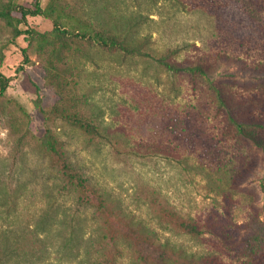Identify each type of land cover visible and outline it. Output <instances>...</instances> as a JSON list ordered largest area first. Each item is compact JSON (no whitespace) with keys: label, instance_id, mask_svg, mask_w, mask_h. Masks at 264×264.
Here are the masks:
<instances>
[{"label":"rangeland","instance_id":"rangeland-1","mask_svg":"<svg viewBox=\"0 0 264 264\" xmlns=\"http://www.w3.org/2000/svg\"><path fill=\"white\" fill-rule=\"evenodd\" d=\"M119 29L148 54L105 47ZM261 61L264 0H0V264H98L103 236L118 264H165L160 243L264 264V150L226 130L210 85L256 84ZM87 114L111 140L73 124ZM54 140L91 184L76 196Z\"/></svg>","mask_w":264,"mask_h":264},{"label":"trees","instance_id":"trees-1","mask_svg":"<svg viewBox=\"0 0 264 264\" xmlns=\"http://www.w3.org/2000/svg\"><path fill=\"white\" fill-rule=\"evenodd\" d=\"M24 12V11H23ZM135 23L139 24L136 19L130 20V27ZM106 27V28H105ZM104 29L110 31L108 25L104 26ZM122 32L115 30L113 36H108V40L103 41L105 47L112 48L117 52H126L127 54H141L146 55L149 51V45L151 43L148 36H142L139 38H132L128 34L122 37ZM162 61L174 71H180V67L177 62L167 60V58H162ZM170 61V62H169ZM258 64L264 65V62H259ZM206 67V66H205ZM201 63L197 64V69L205 74L207 71ZM210 85L216 90V100L218 101L219 111L221 112L223 119L225 121L226 130L231 133L238 140L249 139L256 143V145L264 150V79L258 81L256 84H242L240 87L230 84L228 82H222L221 84H216L211 82ZM9 86V78L0 74V95H3ZM75 125H79L84 128L89 135L93 137H102L105 139H110L108 131L102 123L98 122L97 118L92 114L86 116V118L75 119L73 121ZM52 150L62 158L64 162V167L59 170L61 177V185L59 186V193L67 196H76L77 192L85 187H90V183L86 177L76 168L74 163L69 158L67 151L62 150L57 146L56 141L52 142ZM94 192L97 193L105 203L109 202L108 198L102 195L96 188ZM182 226L186 231L200 233L201 229L199 225L193 222L191 219L182 222ZM32 230V232H34ZM148 235H150L148 233ZM147 236V235H146ZM37 232L28 235L30 241V250H36L41 247ZM153 239V237L150 235ZM103 241L101 246L99 245L100 253L98 257V264H118L115 263L120 257L124 256L126 247L123 242L115 238L112 243H106L107 237L103 236ZM110 246V247H109ZM160 248H162L163 255L162 258L166 260L165 264H170L173 256L176 255L181 262L177 264H221L214 258L207 256H188L183 254L179 250H175L168 243H160ZM111 250L113 253L110 255V261L107 259V251ZM107 263H106V259Z\"/></svg>","mask_w":264,"mask_h":264}]
</instances>
